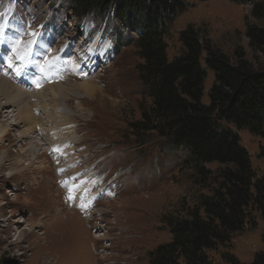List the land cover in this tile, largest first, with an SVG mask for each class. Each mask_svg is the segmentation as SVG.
<instances>
[{"label": "rangeland", "instance_id": "rangeland-1", "mask_svg": "<svg viewBox=\"0 0 264 264\" xmlns=\"http://www.w3.org/2000/svg\"><path fill=\"white\" fill-rule=\"evenodd\" d=\"M185 2L187 9L164 39L169 60L182 52L179 32L194 27L225 55L232 58L241 49L255 69L264 67V46L250 49L246 35L248 27L264 30V20L252 17L251 3ZM257 2L264 5V0ZM2 17L11 18L8 26L17 30L15 39L23 36L18 46L36 42V48L49 49L39 66L47 69L44 100L56 96L55 103L46 101V108L58 116L53 125L33 97L45 92L40 85L28 87L25 102L14 110L29 107V124L15 128L14 118L0 123V264H148L149 253L171 240L164 218L194 206L200 196L209 195L213 184L208 181L207 188L202 187L185 164L186 149L174 148L167 139L137 127L150 106L137 72L142 63L137 35L112 15L78 20L68 0H0V23ZM205 55L202 52V59ZM73 63L82 71H75ZM52 65L57 67L55 80ZM11 73L20 77L16 66ZM213 78L207 71L201 100L205 105ZM84 81L93 83L92 96L77 85ZM33 126L42 132L21 140L20 134ZM53 130H58L56 147L61 146L56 152L54 141L48 143ZM236 132L259 177L264 140L246 130ZM219 168L217 163L205 165L212 174ZM68 185L71 195L82 189V196L69 200ZM89 201L91 205L82 210L81 203ZM248 215L250 222L241 232L207 252L212 264H225L226 254L250 264L263 249L264 221L254 209Z\"/></svg>", "mask_w": 264, "mask_h": 264}, {"label": "trees", "instance_id": "trees-1", "mask_svg": "<svg viewBox=\"0 0 264 264\" xmlns=\"http://www.w3.org/2000/svg\"><path fill=\"white\" fill-rule=\"evenodd\" d=\"M227 1L251 3L252 17L264 20L263 2ZM68 2L78 20L112 15L137 35L135 46L142 60L137 72L150 100L149 111L142 113L137 127L167 139L174 148L186 149L185 164L202 187L206 189L208 181L213 184L209 195L200 196L194 206L164 218L171 240L149 253L148 264H212L207 252L241 232L250 222V209L264 221V167L256 177L236 132L246 130L264 140V67L255 69L241 49L232 58L225 55L194 27L179 32L182 52L169 60L164 39L172 22L187 9L185 0ZM246 35L250 49L264 46V30L248 27ZM207 71L214 78L205 105L201 100ZM209 163L220 166L215 174L205 169ZM223 261L243 264L227 254ZM250 264H264V245Z\"/></svg>", "mask_w": 264, "mask_h": 264}, {"label": "bare ground", "instance_id": "bare-ground-1", "mask_svg": "<svg viewBox=\"0 0 264 264\" xmlns=\"http://www.w3.org/2000/svg\"><path fill=\"white\" fill-rule=\"evenodd\" d=\"M10 19L11 18H5V17L3 18L2 17V21L0 23V28L2 29V30H0L1 31V34H0V69L1 70H4L5 69L4 70L5 73L2 72L3 74L0 75V123L3 124L4 122H8L10 119L14 118V121L15 122L12 124V126H15V128H17V127H20L22 124H24V125L26 124L27 125V124H29L31 122V117H30L31 115L29 116V111L30 110H28L29 107L28 108L25 107L22 110H19L18 109V111L16 113L14 112V110L19 105H21L22 103L25 102L24 101V99H25L24 92H25V90H29L28 87H39L40 85H42V89H43V84H42V83H44V80H43L44 79V76H43V74H45L44 72L47 69L45 70L44 67H40L39 64L42 63L43 59H45L46 55H48L50 52H49V49L48 48L47 49H44V50H40V49L36 48V42L32 43L31 45L25 44L22 47L18 46V44L22 41L21 39L23 38V36L18 37L17 39L14 38L15 35L17 36V30L10 29L9 28L10 26H8V25H9V20ZM5 23H7V26L5 25ZM5 28H6V30L11 31L10 34H9V35H11V37H8V36L5 35V32H6ZM32 45H33V47H32ZM4 58H6V61H4ZM9 64H11L12 67H9ZM72 65H73L72 68L75 71H82V68H81V66L79 64L73 63ZM14 66L17 67V71L19 72L20 77H18V76H16V75H14V74L11 73L12 68ZM50 67H51V70L50 71L54 75V79H52V80H55L57 78V75H58V73H57V67L55 65H52ZM11 83H13V84H15V83L17 84L18 83V86L17 87H14V86L11 85ZM77 85H79L80 88H81V90H83L84 92H86L87 95H89V96H92L93 93L96 92L95 87L93 86V83L90 82V81H84V82H81V84H77ZM59 86L56 87L57 90L60 88ZM52 87L50 86V88H52ZM35 89H37V88H35ZM44 90L45 89H43V91ZM35 96L38 98L42 109L47 114L49 121H51V123L53 125H56L57 124L56 123L57 122V119L56 118H57L58 115L54 114L53 112L49 113L48 112V109L46 108L48 106L46 104V101L47 100H44V96H47L46 90L43 93H41V92L37 93L33 97H35ZM27 97H28L27 99H29V96H27ZM31 98L32 97H30V99ZM49 100H51V104H52V102L55 103L56 96L51 95ZM14 113H15V115H13ZM63 120H64V118H63ZM59 121H61V119ZM66 126H68V125H66ZM66 126H64V127H66ZM42 127H43V125H42ZM6 129H5V131L7 132ZM41 130H42V128H39L38 129V128L34 127V126L33 127H27L26 130H24L22 132V134H20V139L21 140L27 139L30 135H32V134H34L36 132L41 133L42 132ZM54 130H53V133L52 134L49 133V135H51V136L49 137V140H48V143H50V141L51 142L54 141V143L51 144L52 147H56L55 141H57V140H55V139H57V134H58V132L56 134V131H58V130H56L55 132H54ZM4 134L5 133L3 132L2 135H4ZM63 134L69 135L68 132H64V131H63ZM58 147H61V146L58 145ZM58 147H56V148L58 149ZM68 152H70V151H68ZM73 178L75 179V177H73ZM69 180L71 182V179H68V182H69ZM67 187H69V185ZM88 188H89V186H88ZM76 189H77L76 191L78 192V187ZM81 192H82V189H80V192L79 193H75L74 194L75 196L73 194L72 195L75 198L77 197V199H78V198H80L82 196V195H80ZM98 196H100V195H97V197ZM86 197H88V196H85V198ZM127 231L128 230H124L123 234H126ZM67 235H68V232H65L64 233V237L68 240V236ZM94 238L97 239V240H99L98 238H100V236L97 235ZM66 250H67V248H66Z\"/></svg>", "mask_w": 264, "mask_h": 264}, {"label": "snow or ice", "instance_id": "snow-or-ice-1", "mask_svg": "<svg viewBox=\"0 0 264 264\" xmlns=\"http://www.w3.org/2000/svg\"><path fill=\"white\" fill-rule=\"evenodd\" d=\"M9 67H12V65L9 64ZM53 151L56 152V151H60V150L54 148ZM60 171H63V169H61ZM63 183L66 184L67 181H65ZM71 192H72V189L70 188L69 189V196H68V199L69 200H71L73 198L72 195H71ZM90 205H91V201H89L87 204H85V203L82 202L81 205H80V207H81L82 210H84L86 207H89Z\"/></svg>", "mask_w": 264, "mask_h": 264}]
</instances>
